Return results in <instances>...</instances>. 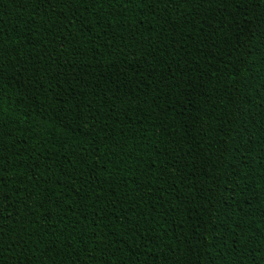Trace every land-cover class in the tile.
<instances>
[{
  "label": "trees",
  "instance_id": "obj_1",
  "mask_svg": "<svg viewBox=\"0 0 264 264\" xmlns=\"http://www.w3.org/2000/svg\"><path fill=\"white\" fill-rule=\"evenodd\" d=\"M261 0H0V264H264Z\"/></svg>",
  "mask_w": 264,
  "mask_h": 264
},
{
  "label": "snow or ice",
  "instance_id": "obj_2",
  "mask_svg": "<svg viewBox=\"0 0 264 264\" xmlns=\"http://www.w3.org/2000/svg\"><path fill=\"white\" fill-rule=\"evenodd\" d=\"M261 2L264 3V0H261ZM262 83H264V82H262Z\"/></svg>",
  "mask_w": 264,
  "mask_h": 264
}]
</instances>
